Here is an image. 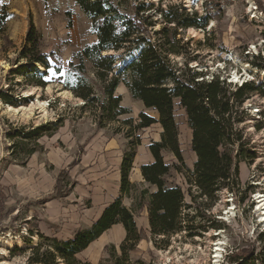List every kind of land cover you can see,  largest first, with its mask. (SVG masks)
<instances>
[{
	"label": "rangeland",
	"instance_id": "374dc122",
	"mask_svg": "<svg viewBox=\"0 0 264 264\" xmlns=\"http://www.w3.org/2000/svg\"><path fill=\"white\" fill-rule=\"evenodd\" d=\"M128 1L131 4L140 0ZM143 1L154 7L151 13L155 16L156 31L162 27L158 11H167L170 5L182 3L187 12L210 18L205 30L189 28L179 31L178 38L186 44L188 52L182 50V57L173 58L182 68L192 69L191 74H201L198 81L218 76L232 89L245 82H254L255 86L264 83L259 76L261 71L251 65L255 61L253 57L264 56V0ZM0 17L5 19L0 28V93L11 91L18 107L36 106L28 115L12 114L6 112L7 105L0 101V264H28L31 251L40 242L38 233L57 240L71 238L77 230L91 226L95 222L94 215L119 196V167L127 144L124 134L129 131L122 121L132 119L135 125L141 112L153 118L157 115L134 101L120 84L115 96L121 97V106L128 110V114L105 129H98L88 112H80L82 105L71 93L68 92L69 97L57 96L62 92L58 78L68 69L73 55L96 41L90 21L73 0H0ZM30 21L40 37V52L48 55L46 59L51 67L61 68L60 75L52 69L48 72L45 81L49 83V90L27 85L24 71L17 73V67L26 64L20 52L26 47ZM243 63L250 65L247 72L241 66ZM39 66L34 65L43 75L45 70ZM31 70L33 66L29 65L27 71ZM235 76L239 81L234 80ZM30 90L34 95L25 98L23 93ZM38 102L46 104L45 115L40 113ZM241 110L243 114L237 128L242 131L244 143H248L243 148L244 155L247 151L254 152V159L238 164L237 179L230 188L218 192L212 203L204 199L192 203L184 176L172 172L169 177V182L184 192L185 203L192 205L191 209L184 210L187 223L199 211L204 217L194 218L193 223L208 225L215 221L221 227L207 228L206 232L194 237L183 231L168 238L167 242L161 237L152 238L146 213L138 214L135 222L144 236L130 254L133 261L213 264L214 245L221 242L222 256L217 264H229L225 257L233 251L254 247L259 253L264 248V223L260 222L256 208V197L264 196V94H251ZM174 115L182 158L186 167L192 170L196 157L191 151V131L186 124L185 112L175 106ZM59 120L62 127L52 137L40 138L38 151L32 156H24V151L31 147L27 141L20 145L22 152L17 160L10 156L12 140L8 135L14 130L24 127L28 132ZM117 130L120 132L116 133ZM160 132L157 124L138 132L141 143L136 149L129 176L131 183H142L134 175V169L139 170L140 166L150 162L148 147L159 141ZM233 149L235 151L238 147ZM163 157L169 165L176 163L171 155L163 154ZM63 170L67 171L68 186L74 184L68 197L34 206L52 193L56 178ZM191 193L196 194L194 190ZM123 205L130 208L132 204L129 199H124ZM229 209L232 213L225 214ZM116 227L94 241L95 244L82 252L78 259L89 264H111L104 261L107 259L105 247L114 245L118 251L124 239ZM7 240L11 244L3 245ZM16 249L21 252H15Z\"/></svg>",
	"mask_w": 264,
	"mask_h": 264
},
{
	"label": "trees",
	"instance_id": "16d2710c",
	"mask_svg": "<svg viewBox=\"0 0 264 264\" xmlns=\"http://www.w3.org/2000/svg\"><path fill=\"white\" fill-rule=\"evenodd\" d=\"M73 2L90 21L96 41L73 55L68 69L58 78L62 91L83 102L80 112H88L98 129H105L128 114V110L121 106V97L115 96L120 84L134 101L141 103L145 110L156 113L157 117L141 112L135 125L132 119L122 121L129 131L124 134L127 144L119 167V196L108 204L99 219L91 226L77 230L66 240L38 233L40 242L31 251L27 263L89 264L78 256L112 227L120 225L124 239L118 251L114 245L105 247L107 259L104 261L111 264H145L141 260L133 261L130 256L144 236L135 222L138 214L146 213L152 238L161 237L167 242L168 238L183 231L188 232L187 236L194 237L206 232L207 228L221 227L215 221L208 225L193 223L194 218L204 217L199 211L187 223L184 210L191 209L192 205L185 203L184 192L170 183L169 177L172 172L184 176L192 203L196 199L212 203L218 192L230 188L236 182L238 164L254 159V152L247 151L244 155L243 148L248 143H244L242 131L237 128L243 114L241 108L251 94H264V83L255 86L254 82H245L232 89L218 76L198 81L201 74H191L192 69L187 70L175 63L173 58L182 57V50L187 51L186 44L178 38L179 31L189 28L205 30L210 20L207 15L198 17L196 13L187 12L182 3L170 5L167 11H158L162 27L156 31L155 16L151 13L154 7L147 6L143 0L131 4L128 0ZM4 23L5 19L0 17V28ZM39 38L30 21L26 47L20 52L26 64L18 66L17 73L24 71L27 85L46 88L49 86L45 81L48 72L52 69L60 75L61 68L51 67L46 59L48 55L39 50ZM253 58L252 67L263 71L264 56L258 54ZM127 59L130 61L125 62ZM37 64L45 70L43 75L36 71L34 65ZM29 65L33 66V70L28 72ZM0 101L7 106L18 107L11 91L0 93ZM175 106L185 112L186 124L191 131V151L196 157L192 170L186 167L182 158ZM155 124L160 126L161 132L159 141L152 142L148 147L153 162L140 166L141 184L131 183L129 176L136 149L141 143L137 134ZM60 127L61 120L53 125H40L28 132L24 127L14 130L8 135V139L12 140L10 156L17 160L22 152L20 145L27 141L31 147L24 151V156L29 158L38 151L37 141L43 136L52 137ZM235 147L238 149L234 151ZM163 154L174 157L176 163L167 164ZM73 188L74 184L68 186L67 171L63 170L56 178L52 193L34 206L64 199ZM124 199L131 201L130 208L123 205ZM15 252L21 251L16 249ZM225 258L229 264H264V248L259 253L254 247L240 249Z\"/></svg>",
	"mask_w": 264,
	"mask_h": 264
},
{
	"label": "bare ground",
	"instance_id": "6f19581e",
	"mask_svg": "<svg viewBox=\"0 0 264 264\" xmlns=\"http://www.w3.org/2000/svg\"><path fill=\"white\" fill-rule=\"evenodd\" d=\"M105 54V53H104ZM127 61H130V59H127L125 62H127ZM242 67H243V69L247 72V70H248V68H249V64L248 63H243L242 65H241ZM40 67V66H39ZM40 69H42V67H40ZM254 71H256V69H254ZM257 71H258V69H257ZM259 76H260V78L262 79V80H264V70L263 71H261L260 72V74H259ZM234 80H238L237 78H236V76L234 77ZM239 81V80H238ZM46 90H49V87H47L46 88ZM23 95L24 96H30V95H34V92L32 91V90H30V91H28V92H24L23 93ZM68 96L69 97V93L68 92H66V91H62V92H60V93H58L57 94V96ZM60 96V97H61ZM78 102H79V104L80 105H82V102L80 101V100H78ZM37 106L39 107V109H40V113H42L43 115H45L46 114V108H45V106H46V104L44 105V103H41V102H38L37 103ZM32 107H36L35 106V104H32L31 106H29V107H17V108H14V107H10V106H7L6 107V112H8V113H12V114H17V113H19V112H21V113H23V115H28V113H30L31 112V110H32ZM29 117V116H28ZM44 118V117H43ZM257 196V195H256ZM226 201V200H225ZM256 204H257V211L260 213V215H259V219H260V222L261 223H264V196H262V195H258L257 197H256ZM230 213H232V209H229V211L228 212H226L225 214H230ZM5 239V238H4ZM11 241L10 240H7L6 242H3L2 244L4 245L5 244V246L7 245L8 246V244L10 243ZM11 244V243H10ZM222 245H223V243H221V242H217L215 245H214V247H215V250H214V263L213 264H217L218 262H219V260H220V258H221V253H222ZM167 256V255H166ZM163 257H165L164 255H163Z\"/></svg>",
	"mask_w": 264,
	"mask_h": 264
},
{
	"label": "crops",
	"instance_id": "0c3cea01",
	"mask_svg": "<svg viewBox=\"0 0 264 264\" xmlns=\"http://www.w3.org/2000/svg\"><path fill=\"white\" fill-rule=\"evenodd\" d=\"M150 156H151V155H150ZM152 162H153V159H152V156H151V160H150V162H149L148 164H150V163H152ZM133 164H134V163H133ZM144 165H145V164H144ZM134 175L136 176L137 179L142 180V177H141L140 172H139L138 169H134ZM107 206H108V204H107V205H106V206H105V207H104L99 213H97V214L94 215V221H97V220L99 219V217L101 216L103 210H104ZM114 227H116V226H114ZM114 227H112V228H111L110 230H108L107 232H110ZM116 228H118V231H117V232H122V233H123L122 235L124 236V231H123L122 227H121L120 225H117ZM107 232H106V233H107ZM106 233H104V234H106ZM104 234H103V235H104ZM103 235H102V236H103ZM102 236H100L99 239H100ZM105 243H106V242H104V243L101 245V247H102ZM92 244H95V243L93 242ZM92 244H91V245H92ZM91 245H90L89 247H91ZM89 247H88V248H89ZM88 248H87V249H88ZM87 249H86V250H87ZM86 250H85V251H86ZM85 251H83V252H85ZM81 254H82V253H81Z\"/></svg>",
	"mask_w": 264,
	"mask_h": 264
},
{
	"label": "built area",
	"instance_id": "2783aa9c",
	"mask_svg": "<svg viewBox=\"0 0 264 264\" xmlns=\"http://www.w3.org/2000/svg\"><path fill=\"white\" fill-rule=\"evenodd\" d=\"M232 84H234V83H232ZM239 86H241V83L239 84ZM239 86H238V87H239Z\"/></svg>",
	"mask_w": 264,
	"mask_h": 264
},
{
	"label": "water",
	"instance_id": "95a60500",
	"mask_svg": "<svg viewBox=\"0 0 264 264\" xmlns=\"http://www.w3.org/2000/svg\"><path fill=\"white\" fill-rule=\"evenodd\" d=\"M25 98H27V97H25ZM83 105V104H82Z\"/></svg>",
	"mask_w": 264,
	"mask_h": 264
}]
</instances>
